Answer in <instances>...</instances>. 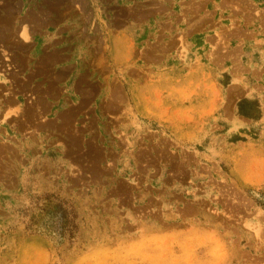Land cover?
<instances>
[{"label":"rangeland","instance_id":"obj_1","mask_svg":"<svg viewBox=\"0 0 264 264\" xmlns=\"http://www.w3.org/2000/svg\"><path fill=\"white\" fill-rule=\"evenodd\" d=\"M0 77V264H264V0H0Z\"/></svg>","mask_w":264,"mask_h":264},{"label":"crops","instance_id":"obj_2","mask_svg":"<svg viewBox=\"0 0 264 264\" xmlns=\"http://www.w3.org/2000/svg\"><path fill=\"white\" fill-rule=\"evenodd\" d=\"M23 31H24L23 28L19 31V34L22 35V36H23ZM8 101H9V100H8ZM4 110H5V109H2V112H1V113H3V115H2V117H1V119H0V121L2 120L4 114L7 112V111L3 112Z\"/></svg>","mask_w":264,"mask_h":264},{"label":"bare ground","instance_id":"obj_3","mask_svg":"<svg viewBox=\"0 0 264 264\" xmlns=\"http://www.w3.org/2000/svg\"><path fill=\"white\" fill-rule=\"evenodd\" d=\"M23 33H25L24 31H23ZM2 77H0V79H1Z\"/></svg>","mask_w":264,"mask_h":264}]
</instances>
